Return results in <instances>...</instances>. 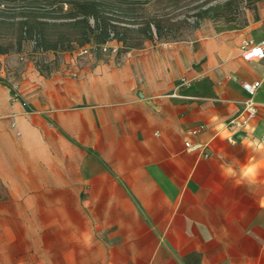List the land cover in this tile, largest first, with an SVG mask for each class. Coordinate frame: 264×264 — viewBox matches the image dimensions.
<instances>
[{
    "label": "crops",
    "instance_id": "1",
    "mask_svg": "<svg viewBox=\"0 0 264 264\" xmlns=\"http://www.w3.org/2000/svg\"><path fill=\"white\" fill-rule=\"evenodd\" d=\"M261 37L43 67L18 60L20 38L0 43V183L38 216L36 264H264V59L240 52ZM244 82H259L257 117L230 131Z\"/></svg>",
    "mask_w": 264,
    "mask_h": 264
},
{
    "label": "rangeland",
    "instance_id": "2",
    "mask_svg": "<svg viewBox=\"0 0 264 264\" xmlns=\"http://www.w3.org/2000/svg\"><path fill=\"white\" fill-rule=\"evenodd\" d=\"M95 4L101 22L110 25L113 40L109 45L116 49L114 53L91 48L93 33L87 34L88 42L80 45L84 37L77 29L63 25L64 19L49 21L54 26L44 29L46 44L56 43L57 48H66V52L71 51L70 57H78L81 49L88 48V53L82 56L106 58L113 54L115 58L131 49L193 41L218 29L250 27L253 32L264 34V0H95ZM66 10L62 8L63 12ZM5 14L0 21V43L8 45L13 38L22 37L17 23L23 18L13 17L10 12ZM88 23L94 26L92 18H88ZM31 41L22 40L18 60L38 67L50 64L55 52L34 48ZM7 186L0 183V264H36L38 216L23 214L25 209L20 205L24 200L15 198L22 192L9 190Z\"/></svg>",
    "mask_w": 264,
    "mask_h": 264
},
{
    "label": "trees",
    "instance_id": "3",
    "mask_svg": "<svg viewBox=\"0 0 264 264\" xmlns=\"http://www.w3.org/2000/svg\"><path fill=\"white\" fill-rule=\"evenodd\" d=\"M63 7L67 8L65 12L62 11ZM7 12L13 17L23 18L17 23L22 35L20 40H32L35 37V46L41 47L43 51H66V48H57L56 43L46 44L44 29L54 26L49 21L56 19H64L66 22L63 25L78 30L84 37L80 45L87 43L86 35L92 33L94 44H105L113 39L108 29L110 25L100 20L95 0H0V21ZM88 18L93 19V27L88 23Z\"/></svg>",
    "mask_w": 264,
    "mask_h": 264
},
{
    "label": "built area",
    "instance_id": "4",
    "mask_svg": "<svg viewBox=\"0 0 264 264\" xmlns=\"http://www.w3.org/2000/svg\"><path fill=\"white\" fill-rule=\"evenodd\" d=\"M112 34H110V37L112 38ZM111 39L110 41H112ZM109 41V42H110ZM33 43V47L36 48L35 44L36 42L32 39L31 41ZM109 42L105 44H91L90 47L93 49H98L102 51L103 53L112 52L114 53L116 49L109 45ZM88 48H83L80 50L79 54L85 55L88 53ZM40 52H43L41 49H39ZM240 52L242 59L245 61H250L253 59H264V40L254 43L252 41H243L240 45ZM191 81L187 80L185 78H180L176 81L175 87L177 89L181 87H187L190 86ZM241 88L243 92L245 93V97L242 100L241 104V110L238 113L237 116L230 119L226 123V128L230 131H242L247 132L251 129L253 122L255 121L258 113V104L255 101V95L257 93V90L259 88V82H244L241 85ZM192 130L191 135H196L199 130ZM185 147H190L189 142L184 143Z\"/></svg>",
    "mask_w": 264,
    "mask_h": 264
}]
</instances>
